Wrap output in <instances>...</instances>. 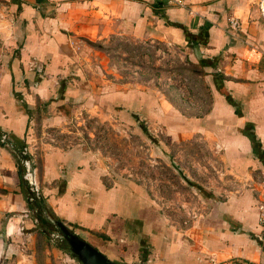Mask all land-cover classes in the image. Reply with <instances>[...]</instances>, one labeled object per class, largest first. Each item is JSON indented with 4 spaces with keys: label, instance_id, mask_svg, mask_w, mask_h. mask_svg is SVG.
Returning <instances> with one entry per match:
<instances>
[{
    "label": "crops",
    "instance_id": "1",
    "mask_svg": "<svg viewBox=\"0 0 264 264\" xmlns=\"http://www.w3.org/2000/svg\"><path fill=\"white\" fill-rule=\"evenodd\" d=\"M230 16L240 29L229 27ZM113 33L182 46L203 73L210 104L194 123L214 136L241 185L202 191L206 208L185 228L167 226L144 185L108 170L80 142L36 146L38 222L29 212L20 151L94 91L80 35ZM119 89H101L104 102L134 108L136 119L145 103L158 118L172 107L153 89ZM0 133L8 136L0 140V264H79L50 242L51 219L118 264H264V0H9L0 5Z\"/></svg>",
    "mask_w": 264,
    "mask_h": 264
},
{
    "label": "rangeland",
    "instance_id": "2",
    "mask_svg": "<svg viewBox=\"0 0 264 264\" xmlns=\"http://www.w3.org/2000/svg\"><path fill=\"white\" fill-rule=\"evenodd\" d=\"M8 1L0 0V5L4 8ZM78 43L82 73L92 77L95 89L82 93L86 100L64 124L40 129L32 134L29 145L82 143L108 170L144 185L154 208L172 228L198 221L206 208L202 192L206 188L228 192L240 187L241 179L231 171L222 147L200 123H194L193 118H199L194 115L206 118L210 94L199 65L188 58L186 48L157 37L137 40L117 33L106 37L82 34ZM107 88L153 89L172 107L158 118L144 102L136 119L132 108L104 102L101 89ZM177 118H182L179 122L185 127L175 124ZM172 131L189 132L178 135ZM48 228L50 242L64 247L58 229L53 224ZM54 230L60 234L57 240L50 236Z\"/></svg>",
    "mask_w": 264,
    "mask_h": 264
},
{
    "label": "built area",
    "instance_id": "3",
    "mask_svg": "<svg viewBox=\"0 0 264 264\" xmlns=\"http://www.w3.org/2000/svg\"><path fill=\"white\" fill-rule=\"evenodd\" d=\"M228 25L233 31H236L240 29L241 22L235 16H230L228 17ZM7 139L8 136L6 133H0V140L2 142H7ZM35 148V145H24L20 151V162L23 167V179L25 180L30 191L28 201L30 204H32V209H30L29 212L33 214V221L38 222L39 218L36 215L37 207L35 204H37L38 200L41 199V185L38 167L35 162V153L33 151ZM24 215L28 216V213H25ZM258 222L260 225L264 226V199H261L258 202ZM50 236L52 240H57L56 238L60 237V234L54 230L50 232ZM210 263L216 264V261L214 259H211Z\"/></svg>",
    "mask_w": 264,
    "mask_h": 264
},
{
    "label": "water",
    "instance_id": "4",
    "mask_svg": "<svg viewBox=\"0 0 264 264\" xmlns=\"http://www.w3.org/2000/svg\"><path fill=\"white\" fill-rule=\"evenodd\" d=\"M50 221L58 229L63 240L67 243L71 254L82 264H118L61 220L51 219ZM235 264L244 263L237 262Z\"/></svg>",
    "mask_w": 264,
    "mask_h": 264
},
{
    "label": "trees",
    "instance_id": "5",
    "mask_svg": "<svg viewBox=\"0 0 264 264\" xmlns=\"http://www.w3.org/2000/svg\"><path fill=\"white\" fill-rule=\"evenodd\" d=\"M175 124H177V125H179L180 127H185V125H183V124H185V123H182V122H178V123H175ZM144 130H145V128H143ZM47 225H49L50 223H48V221L46 220V221H44ZM63 244H64V247L66 248V250L68 251V252H70L69 251V248H68V245H67V243L65 242V240H62L61 241ZM109 257V256H108ZM110 258V257H109ZM110 259H112V258H110Z\"/></svg>",
    "mask_w": 264,
    "mask_h": 264
}]
</instances>
